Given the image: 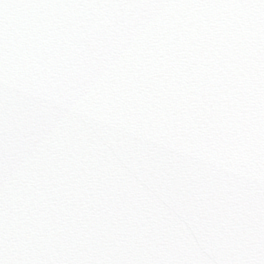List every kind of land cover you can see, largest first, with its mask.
<instances>
[{"label":"snow or ice","instance_id":"obj_1","mask_svg":"<svg viewBox=\"0 0 264 264\" xmlns=\"http://www.w3.org/2000/svg\"><path fill=\"white\" fill-rule=\"evenodd\" d=\"M0 264H264V0H0Z\"/></svg>","mask_w":264,"mask_h":264}]
</instances>
